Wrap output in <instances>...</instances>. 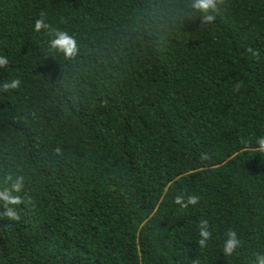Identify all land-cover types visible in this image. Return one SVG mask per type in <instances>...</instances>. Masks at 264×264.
Masks as SVG:
<instances>
[{
	"label": "trees",
	"instance_id": "trees-1",
	"mask_svg": "<svg viewBox=\"0 0 264 264\" xmlns=\"http://www.w3.org/2000/svg\"><path fill=\"white\" fill-rule=\"evenodd\" d=\"M192 4L0 0V88L21 80L0 91V190L24 177L20 219L0 201V264L264 254V0H217L213 23ZM42 15L50 28L36 32ZM58 30L74 57L51 47ZM178 195L199 200L182 208Z\"/></svg>",
	"mask_w": 264,
	"mask_h": 264
},
{
	"label": "clouds",
	"instance_id": "clouds-1",
	"mask_svg": "<svg viewBox=\"0 0 264 264\" xmlns=\"http://www.w3.org/2000/svg\"><path fill=\"white\" fill-rule=\"evenodd\" d=\"M192 7L202 13H205L203 17V23H213L216 17L212 14L217 8V0H193ZM50 25L47 24L43 18L35 21L34 30L40 32L41 30H48ZM53 39L50 40V45L52 48L57 49L62 52L65 57L72 58L77 54L78 46L75 38L65 31H56L52 33ZM9 64L7 57L0 56V68H4ZM21 85V80L15 78L11 81H5L2 84L0 91H10L19 88ZM239 88V85L236 86ZM259 145V151L264 152V137H260L257 140ZM6 183H11L10 188H5L0 190V201H3L6 205V211L3 213L9 219L19 220L20 215L14 206L23 203L22 193L24 190V177L18 176L13 180L11 175L5 178ZM199 198L197 196H189L187 200L182 196L175 197V203L181 205L182 208H188L189 205H196ZM212 233L209 231V222L207 219L202 220L199 224V239L198 245L200 247H206L207 242L211 238ZM241 241L235 230L229 229L226 233V239L223 245V252L226 256H232L237 249L240 247ZM254 264H264V254H257Z\"/></svg>",
	"mask_w": 264,
	"mask_h": 264
}]
</instances>
